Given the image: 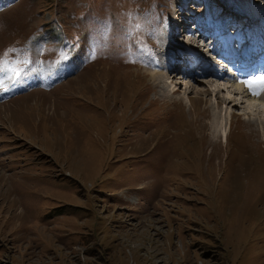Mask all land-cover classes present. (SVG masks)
Returning a JSON list of instances; mask_svg holds the SVG:
<instances>
[{
    "label": "rangeland",
    "instance_id": "1",
    "mask_svg": "<svg viewBox=\"0 0 264 264\" xmlns=\"http://www.w3.org/2000/svg\"><path fill=\"white\" fill-rule=\"evenodd\" d=\"M174 2L0 0V264H264L263 118L237 83L170 74Z\"/></svg>",
    "mask_w": 264,
    "mask_h": 264
},
{
    "label": "bare ground",
    "instance_id": "2",
    "mask_svg": "<svg viewBox=\"0 0 264 264\" xmlns=\"http://www.w3.org/2000/svg\"><path fill=\"white\" fill-rule=\"evenodd\" d=\"M195 1H198V0H195ZM261 1H263V0H245L244 2H242V0L240 2H231L230 1L231 4L229 5L227 0H223L222 1L223 3L222 2L220 3L219 0H209L208 5L204 9H202V11H205L204 13L212 12L210 14V18H212L213 13H215L219 18L218 19H212V20L213 21H217V20L224 21L228 25L227 26L228 28H224V29L219 30L218 26L216 24L209 25V26L203 28L201 33L198 34L196 37L193 34L195 32V29L194 30L191 29V30H188L187 32H185L186 31V28H185V20L186 19L184 16L181 17V21H180L179 25H176V23L172 21V17H174V16H172L169 20V23L171 21V25L169 26V29L172 30L173 34H171V32H169V31H167V32H169L168 33L169 36L166 35V37L164 38L165 39L164 43H163L164 45L162 44V46H164V54L166 56L165 59H168V61H169V54H168L167 49L169 50V48H172V50H175V53H176L175 54L176 58L174 59V62H176V63L173 62V59H172L171 64H169V65H167V62H166V66L171 69L170 74H172L174 76L175 74L180 73V72H176V71H177V65L180 63L182 56L187 57L190 53H192L193 55H195V57L193 56L192 60L190 61V64L193 65L191 67V69H193V70L197 69L201 63L206 64L205 68L201 69L200 71L195 70L196 74L202 75V74L208 73L209 75H211V77H213L215 79H223L225 81L227 78L228 81L231 82V84H232L230 87H232L233 89H234V84L237 83L238 88H236L235 90L240 91L242 95L246 96V99L243 100L244 103L248 102L249 104H252L250 107L251 110L255 111L256 115H258V117L263 118V119H261V122H264V87H262L259 83H254L252 85V87L249 88V86L245 83V81L253 80V79L258 81L261 76H264V69H261L258 72H256V67H253V68L238 67V66L232 67L234 65L232 60L220 59V61H219L218 58H220L219 57L220 54L215 52L216 51V45L221 41V39L223 40L224 45L228 46L226 39L225 38L223 39V37H225L228 34V29L231 28V26H230L231 24H229V23H231L232 21H236L240 17L247 16L246 13L250 14L252 12H255L257 14V17H258V19L256 20L257 21V27H261L262 25H264V22H263L264 21V7L260 8V2ZM249 5H251V6H249ZM248 6H249V8H248ZM173 7H174V8H172L173 15L179 9V10L183 11V14L188 13L187 16L190 17V16H192V13L197 9V4L193 0H175ZM250 9H252V10H250ZM218 10H222L223 14L218 15V13H217ZM226 13L229 16V19L227 21H225ZM167 25H165V26H167ZM215 31H216V36L212 37L211 34ZM183 32H185V34H182ZM180 34L184 35V38L187 40L186 42L189 43V45H186L187 47L183 48V49H182V46H180V45L177 46V44H176L180 38ZM176 35H178L177 36L178 38H175ZM160 38H161V33L158 36L157 40H159ZM166 38H167V40H166ZM171 38H175V39L171 40ZM241 39H243V38L239 37V39L237 40L238 44H240V43L243 44L241 42ZM199 40H200V42H198ZM165 42L167 44H165ZM258 48H261L262 49L261 51H264V45L261 47H258ZM234 49H235L234 46L233 47L228 46V52L230 54H233ZM183 51H185V53ZM171 57L173 58L172 52H171ZM252 59H254V55L249 57L246 60L245 65L248 66L249 63L252 61ZM172 64H174V66H171ZM211 66L212 67L217 66V68H223L224 74L222 76H218V78H217L215 76V74L212 73V71H213L212 68L211 69L208 68ZM262 67H263V63L259 64L258 68H262ZM173 69H175V70H173ZM188 71L189 70H186L185 72H183L181 74H184L186 72L189 73ZM230 71L234 72L232 79L225 76V74L227 72L229 73ZM147 73L150 77L151 82L153 81L152 85L154 87H158V89L160 88L161 95H164V96H166V95L171 96L172 95V90H170L171 85H167L168 87L165 86V84H167V83H166V81L163 80L164 75L161 71L160 72L159 71H153L152 73L151 72H147ZM250 74H252V75H250ZM247 75L248 76L250 75V76L248 77ZM211 77H209V78H211ZM225 83H227V82H225ZM201 91H203V92H201ZM201 91L198 92L199 94H201L200 96L193 97L196 102H198V103L200 102L199 104H195V102H194V104L198 105V108H200L198 118H197L198 121L203 120L202 118H206V117H208V115H210L209 111H208L210 106H207L208 99L206 98V95L209 93V90L205 91L204 89H202ZM220 91H221V89H219L215 95L216 96V98H215L216 99V105L215 106L219 109L222 108V111L223 110L226 111L225 105L227 103L230 104V102H232L231 99H233V98H229L230 96L225 97L224 95L220 96L218 94ZM248 91H250L249 92L250 94L246 93ZM254 92H258L259 94L258 95L253 94ZM255 97H257L258 99H256ZM193 98H190V99L188 98V101L190 102V104L192 103L191 99H193ZM202 104H205V105L202 107L201 106ZM219 104L220 105L224 104V105L219 106ZM192 107H194L193 104L190 105V108H189L190 111L195 110ZM225 114H227V116L229 115L230 121H231V118L233 116H235L234 112H225ZM216 115H217V113L212 114L213 117H215ZM219 117L220 116H218L217 119H219ZM221 121H222V119H221ZM246 124H247V126L244 124L245 127H243V128L246 130V133H247L250 129L256 128L257 123L254 121L248 120L246 122ZM218 125L219 124H217V126ZM229 125H230V122H229ZM199 126L201 128L200 131H204V129H205L204 123L199 124ZM239 131H240L239 134H241L244 141L246 143L248 142L249 144H251V142L247 138V134L245 132H242V130H239ZM221 136H223L224 139L227 140L229 134L222 132V135H220V133H217L216 131H214L210 136L211 138H209L210 140H207L208 147L212 148L211 149L212 151L213 150L219 151L222 149V147L219 146ZM205 144H206V142H205ZM248 146H250V145H248ZM227 148H228V144L226 143L225 150Z\"/></svg>",
    "mask_w": 264,
    "mask_h": 264
},
{
    "label": "snow or ice",
    "instance_id": "3",
    "mask_svg": "<svg viewBox=\"0 0 264 264\" xmlns=\"http://www.w3.org/2000/svg\"><path fill=\"white\" fill-rule=\"evenodd\" d=\"M245 83L249 86V88H251L254 83H259L262 87H264V76H261L258 81L253 79V80L245 81ZM253 94L258 95L259 93L254 92Z\"/></svg>",
    "mask_w": 264,
    "mask_h": 264
}]
</instances>
